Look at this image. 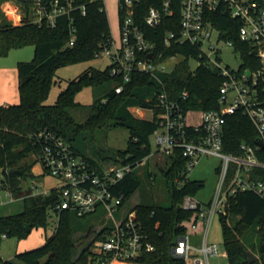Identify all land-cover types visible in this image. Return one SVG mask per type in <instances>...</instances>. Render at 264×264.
I'll return each mask as SVG.
<instances>
[{
  "label": "trees",
  "instance_id": "obj_1",
  "mask_svg": "<svg viewBox=\"0 0 264 264\" xmlns=\"http://www.w3.org/2000/svg\"><path fill=\"white\" fill-rule=\"evenodd\" d=\"M52 1L42 0V3L48 5ZM10 2L16 3L22 13L19 25H14L5 14L3 7ZM152 4V0H142L137 6L136 18L145 15ZM75 6H85L86 15H82L81 10H74L70 15L58 17L56 27L51 28L46 20L33 22L35 0H0V60L12 49L26 45L35 48L32 61L17 65L19 103L0 106V191L24 200L21 213L0 217V240L12 237L18 241L24 240L34 230H46L52 213L57 217L53 235L46 237L42 246L18 253L13 260L3 261L0 258L3 264H102L105 258L96 253V244L106 239L112 225L108 224L98 232L88 247L76 256L75 237L80 232H84L86 239L90 237L93 227L89 226L95 214L78 217L73 212L57 210V189L45 195L25 190L24 181L28 176H33V168L38 163L39 132H52L97 167L101 163L136 167L151 154L150 138L157 128V92L164 89L172 99H179L183 92H189L185 106L188 111L220 108L219 91L223 79L218 71L202 65L192 73L187 59L193 53L192 47L174 44L167 48L164 45L166 32L178 29L180 24V2L172 4L174 19L166 20L156 29L144 27L148 40L157 46L156 54L162 53L165 58H184L174 65L170 73L160 76L162 84L142 73L133 74L130 82L123 83L122 78L111 75L110 66L103 71L91 67L68 83L54 105H46L58 69L99 58V53L108 46L112 37L102 2L75 0ZM213 23L222 30L226 40L234 42L246 65H249L252 54L237 37L239 23L228 15H216ZM72 28L76 34L74 45L70 46ZM119 85L123 86V91L116 94L115 88ZM85 87L100 90L103 95L95 99L89 116L81 125L70 110L80 105L75 97ZM103 100H107L106 103ZM145 101L154 107L151 110L143 109L151 112V115L136 116L132 109L142 108ZM106 125L124 127L130 137L127 148L114 156L96 155L99 162L82 153L76 143L82 131L92 133ZM259 142L258 132L248 117L240 111L226 117L223 132L225 153L236 155L242 144L256 147ZM257 157L264 162V149L257 152ZM139 167L117 186V192L125 194L127 200L139 190L144 175L146 181H152L150 171L143 172ZM157 171L169 195L170 205L143 201L130 209L137 212L145 234L155 246L153 253L142 255L134 264H182V260L172 255V248L179 238L186 235L187 223L193 219V213L181 209L180 203L186 195L197 196L205 185L202 181L185 176L186 160L181 154L164 157V165ZM250 174L253 180L264 182L263 169L254 168ZM219 220L228 264H264V198L253 191L239 192L230 198L226 214L220 216ZM249 254L255 256L254 262Z\"/></svg>",
  "mask_w": 264,
  "mask_h": 264
},
{
  "label": "built area",
  "instance_id": "obj_2",
  "mask_svg": "<svg viewBox=\"0 0 264 264\" xmlns=\"http://www.w3.org/2000/svg\"><path fill=\"white\" fill-rule=\"evenodd\" d=\"M98 1L106 9V0ZM152 1L146 14L136 18L137 6L142 0H118L120 36L118 39L112 36L99 57L104 56L111 61V75L122 78L123 83L130 82L135 73L150 75L161 83L160 76L174 69V66L168 68L165 63L175 56L165 58L162 53L156 54L157 46L148 40L144 27L156 29L166 20L174 19L172 4L180 2V24L178 29L166 32L165 47L171 48L174 44L192 47L193 53L187 57L189 67L192 61L198 66L195 70L190 67V71L195 73L202 65L211 66L223 79L218 110L188 111L185 106L189 92H183L179 99L170 98L164 89L157 92V128L151 136L157 147L155 155H182L186 160L187 178L203 158L220 159L218 182L210 200L203 202L192 195L183 197L180 208L192 212L193 219L187 223L186 235L179 238L172 248V255L182 260V264H210V259L219 256L221 251L220 244L210 240V231L214 220L226 214L230 198L244 191H253L264 198V182L253 180L250 174L254 168L264 170V162L257 157V152L264 149V0ZM8 6L4 11L12 12L13 21L17 19L21 24L22 13L11 11ZM77 9L86 15V7L75 6V0H54L48 5L42 0H35L33 22L46 20L51 28H55L58 17L70 15ZM216 15H228L239 23L237 37L252 54L249 65H246L234 42L226 40L222 30L214 25ZM75 34L72 28L70 46L74 45ZM214 36L217 42L232 47L240 57L241 65L237 69L223 66L219 50L214 47L215 59L206 53L205 48ZM122 91V85L115 88L116 94ZM106 101L103 100V103ZM141 110L143 108H135L138 114ZM237 111L250 119L260 142L256 147L242 144L239 154L235 155L224 152L223 132L226 117ZM192 113L196 114V124L188 122ZM37 137L40 142L38 163L42 174L62 183L57 189V210L70 211L78 217L100 214V221H106L103 227L113 223L106 239L96 244V253L105 257L102 264H134L142 255L155 251L137 212L126 210L125 194L117 192L119 183L153 156L152 148L149 157L136 167L112 163H101L97 167L52 132L41 131ZM116 213H121L118 220L114 216ZM198 233V243H195L193 238Z\"/></svg>",
  "mask_w": 264,
  "mask_h": 264
},
{
  "label": "rangeland",
  "instance_id": "obj_3",
  "mask_svg": "<svg viewBox=\"0 0 264 264\" xmlns=\"http://www.w3.org/2000/svg\"><path fill=\"white\" fill-rule=\"evenodd\" d=\"M8 8L15 13H19V6L10 2ZM105 8L107 11L109 25L111 29L112 36L118 39L120 36V19H119V7L118 0H106ZM6 11V10H5ZM7 18L12 21V12L6 11ZM18 24V20L14 21ZM218 51V55L221 57L223 66L228 65L230 68L237 69L241 65L240 57L235 53L232 47L227 46L222 42H217L216 37L212 39L211 43L205 48L207 54L215 59L216 55L212 48ZM35 48L33 45H26L20 48L12 49L6 57L0 60V69H3L4 73L7 72L8 79H11V69L17 67L19 62H30L34 59ZM184 58L182 56H176L174 59L165 63L168 68H172L175 64L181 62ZM111 65V61L102 56L96 58L92 61L75 64L67 67H62L58 69L55 77L54 84L52 86L46 105H54L59 94L67 87L68 83L73 79L77 78L87 69L93 67L99 70H105ZM198 64L195 61L190 62V67L192 70L197 68ZM13 70V69H12ZM14 79V78H13ZM109 88V87H108ZM103 94L100 90H93L92 87L83 88L75 97V100L80 105L70 110V114L74 117L77 123L83 125L91 112V106L93 105L96 98L101 97ZM133 113L139 117H148L151 112H146L141 110L139 114L132 109ZM189 124H196L197 117L195 113L190 114L188 118ZM129 131L121 126L112 127L110 125L102 126L96 129L92 133L84 132L80 134L77 140V146L82 151V153L96 159L101 162L99 157L96 156L99 153L103 156H114L118 151H123L128 146ZM152 154L153 156L146 160L145 164L139 167V170L143 172L146 170L150 171L153 178L151 182L144 179L142 185L138 191L130 197L125 208L132 209L140 202L155 203L157 205L169 206L170 199L167 190L162 182V177L157 170L164 165V157L155 155L157 147L155 144L154 137L150 138ZM220 165V159L217 157H205L201 160L199 165L195 167L189 175L191 180L202 181L204 183V188L199 191L197 198L203 202H208L213 195L216 185L218 182L217 169ZM142 172V173H143ZM33 176H28L24 181L25 190H31L33 194L45 195L48 194L53 189H58L62 183L48 175L42 174V169L39 163L36 164L34 170L32 171ZM24 209V200L12 199L10 194L5 191H0V217H5L9 215H14L21 213ZM115 218L118 220L121 218V213H116ZM92 232L90 237L86 239L84 232L77 233L76 235V256L80 252L88 247L92 238L100 232L106 223L105 220L100 221V214H96L91 217ZM57 217L54 213L51 214L49 218V225L45 229L40 228L34 230L28 238L18 241L16 238H2L0 240V258L3 261L13 260L16 254L25 252L44 244L46 237L53 235L56 229ZM112 225L113 223H109ZM88 228V230H89ZM210 240L212 242H217L220 244V255L210 259V264H228L227 256L225 255V249L223 246V235L219 217H217L212 225L210 231Z\"/></svg>",
  "mask_w": 264,
  "mask_h": 264
},
{
  "label": "crops",
  "instance_id": "obj_4",
  "mask_svg": "<svg viewBox=\"0 0 264 264\" xmlns=\"http://www.w3.org/2000/svg\"><path fill=\"white\" fill-rule=\"evenodd\" d=\"M9 4H7L6 6H8ZM6 6H4L3 8H5ZM5 14H6V12H5ZM11 22L14 25H19V24H16L13 20ZM12 69H11L10 73H11V77H12L11 80L13 82L9 81V79H8L9 76H8L7 72L4 73L3 69H0V106L14 105V104H18L20 101L19 91H18L17 67L12 68ZM34 168H33V170H34ZM125 209L130 210L127 208H125ZM200 231H201V229H199V232ZM198 235H199V233L197 235L196 234L194 235L193 240L195 243H198V238H199ZM45 241H46V239H45ZM225 255L227 256V254H225Z\"/></svg>",
  "mask_w": 264,
  "mask_h": 264
},
{
  "label": "water",
  "instance_id": "obj_5",
  "mask_svg": "<svg viewBox=\"0 0 264 264\" xmlns=\"http://www.w3.org/2000/svg\"><path fill=\"white\" fill-rule=\"evenodd\" d=\"M152 57V55H150V58ZM143 109H147V110H151L153 108V105L150 104L148 101H145L142 106ZM249 257L251 259L252 262H254L256 260L255 256L252 254H249Z\"/></svg>",
  "mask_w": 264,
  "mask_h": 264
},
{
  "label": "bare ground",
  "instance_id": "obj_6",
  "mask_svg": "<svg viewBox=\"0 0 264 264\" xmlns=\"http://www.w3.org/2000/svg\"><path fill=\"white\" fill-rule=\"evenodd\" d=\"M114 264V263H113Z\"/></svg>",
  "mask_w": 264,
  "mask_h": 264
}]
</instances>
